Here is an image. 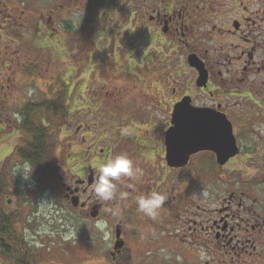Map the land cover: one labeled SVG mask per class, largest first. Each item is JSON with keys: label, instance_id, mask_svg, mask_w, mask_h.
Here are the masks:
<instances>
[{"label": "flooded vegetation", "instance_id": "1", "mask_svg": "<svg viewBox=\"0 0 264 264\" xmlns=\"http://www.w3.org/2000/svg\"><path fill=\"white\" fill-rule=\"evenodd\" d=\"M12 2L16 5L15 0ZM58 2L61 8H81V27L74 28L71 23L64 26L74 41L76 33H82L86 41L104 37L102 47L89 43L88 55L93 56L94 51L122 53L126 60L120 64L127 69L122 78L126 83L120 88L101 83L94 86L99 90L93 89L94 93L85 99L78 82L73 84L75 107L65 113L69 104L65 101L60 128L69 139L59 176L61 193L64 198L66 194L79 197L76 208L92 210L95 206L98 214L94 219H100L104 211L93 187L99 175L94 168L117 155H126L140 170L134 177L114 181L113 220L115 231L117 224L121 227L123 244L117 250L109 248L110 257L116 258L126 249L128 230L131 240L142 226H152L153 233L165 234L166 228L176 225L185 229L178 245L183 250L200 248L205 257L202 264H264V0ZM126 5L127 12H121ZM19 9L4 7L0 14L17 11L13 14L21 16ZM22 25L17 22V29ZM94 28L98 30L93 32ZM124 34L130 35V40L123 41ZM162 49L174 55L176 67L158 57L157 51ZM0 60V68L10 62ZM6 68L0 80L9 84L0 85V89L12 84L14 72L10 66ZM87 74H91V83L99 81L96 72L90 70ZM24 77L29 85L31 76L25 72ZM64 86L60 84L59 91ZM43 94L46 97L42 91L41 102L48 98ZM181 101H187L183 107L206 110L219 120L225 117L232 126L235 155L218 162L216 155L225 143L219 132L213 134L207 149L190 154L186 163H169L166 133L173 126L175 107ZM27 102L35 103V98ZM12 115L4 119L0 114V141L8 150L11 139L16 145L19 136L26 137L21 125L22 108ZM47 118L42 109L33 122L48 127ZM73 143L81 145L78 153L72 150ZM177 150L183 154L181 147ZM82 161L85 170L71 186L67 183L73 177L70 171L79 169L77 163ZM210 174L212 180L206 183L210 185L208 208L201 197V175ZM151 193L165 198L155 216L146 215L137 204L139 198ZM169 240L163 237L162 242L168 244ZM152 241L146 240L143 246ZM15 251L18 253V249ZM0 253L17 264L12 255L1 249Z\"/></svg>", "mask_w": 264, "mask_h": 264}, {"label": "rangeland", "instance_id": "2", "mask_svg": "<svg viewBox=\"0 0 264 264\" xmlns=\"http://www.w3.org/2000/svg\"><path fill=\"white\" fill-rule=\"evenodd\" d=\"M12 1L0 0V9L16 6L20 8L19 11H22L21 16L13 14L17 11H5L0 14V51H2L0 59L6 58L10 61L6 66L1 65L0 73L3 74L7 66H10L14 72L12 84L0 89V114L4 119L6 116L11 118L15 110H19L26 104V100L35 98V103L40 101L42 91H45L46 97L50 99L58 98L60 84L62 86L66 84L67 91L70 92L66 98L69 104L65 113H69L75 107L72 104L73 96H75L72 89L75 82H78L76 84L79 85L78 90L83 92L82 96L85 99L94 93L93 89L96 88L94 86H99L101 83L119 88L125 85L126 82L122 78L126 77L127 69L121 66L126 61H124V54L109 53L106 55L94 51L93 56L86 57V47L89 43L93 41L97 46L102 47L105 43L104 37L95 42L93 39H88L85 44H79L78 37L74 41L64 29L67 23H71L74 28L81 27L84 16L80 7L72 10L65 6L61 8L57 5L59 0H15L16 5H11ZM122 11L127 12V5ZM92 17L96 15L92 14ZM17 22L23 23L21 27L23 29H17ZM96 30L98 28L92 31ZM125 34L122 40H130V35ZM93 37L98 38L94 35ZM3 46L5 48H2ZM157 55L164 57V62L176 67V60L170 52L162 49V51H157ZM27 68L31 71L28 73L31 76L30 80L27 79L30 82L29 85L24 77V69ZM90 70L96 72L98 82L91 83L93 81L91 74H87ZM2 84L8 85L9 83L0 80V85ZM96 90L99 88L97 87ZM53 112L50 111L46 116L48 117V129L52 134L51 141L54 145L53 152L57 157V164H42L36 167L32 165L33 174L25 180L20 174L14 175L16 165L23 163V159L16 155L15 139L8 142L9 150L0 141V192L5 193L3 198L0 194V214L5 212L10 216L16 231L23 235L24 240L32 248L36 263L202 264L200 248L194 246L189 250H183L180 244L178 245L182 236L181 232L185 229L181 230L176 225L166 228L165 234L160 232L155 234L152 232L154 231L152 226H142L136 234L132 235L131 240L130 230H128L126 249L116 258L110 257L109 248L115 241L116 219L113 220L116 217L115 189L111 199L102 200L104 211L100 219L90 217L91 209L82 210L72 207L70 202L64 198L59 187L61 180L59 176L64 166L62 161L68 150L69 139L59 130L63 124V112L58 111L57 114ZM54 115L58 117L55 118ZM79 147L81 145L73 143L72 150L78 153ZM4 148L8 151H4ZM83 163L84 161L81 164L77 163L79 169L70 171L73 177L70 176L72 180L69 177L67 183L71 186L85 170H82ZM100 165L98 164L97 167ZM94 169L99 172V168ZM67 173L69 176V171ZM211 180V174L201 175L203 192L201 197L202 201H206L203 205L208 208L211 207V203L207 202L209 198L207 189L210 185L206 183H210ZM101 221L107 224V238L104 232L96 227ZM134 226L139 227L136 224ZM192 232L191 229L190 233ZM167 236L170 242L163 244L162 239ZM149 239L153 240L152 243L143 246V243ZM0 264L13 263L0 253Z\"/></svg>", "mask_w": 264, "mask_h": 264}, {"label": "trees", "instance_id": "3", "mask_svg": "<svg viewBox=\"0 0 264 264\" xmlns=\"http://www.w3.org/2000/svg\"><path fill=\"white\" fill-rule=\"evenodd\" d=\"M75 37L76 39L78 37L77 42L79 44H85L86 38L82 33H76ZM86 48L88 49V46ZM86 55V57L89 56L87 53ZM25 72L30 73L31 71L27 68ZM68 94L70 92L64 86L60 90L58 98L50 99L48 97L47 101H38L37 103L27 102L22 107L24 122L21 125L26 137H18L15 145L16 155L34 166L57 164V157L53 152L54 145H52L51 141V132L48 127H44L41 123H35L33 120L42 109L46 110V114L50 111H54V114H57L58 111L62 112ZM54 117L56 118L58 115H54ZM0 194L1 198H3V194L5 193L0 192ZM0 249L4 254L12 255L16 259L17 264H37L32 248L24 240L23 236L16 231L13 221H11L10 216L5 212H1L0 214ZM15 249H18V253H16Z\"/></svg>", "mask_w": 264, "mask_h": 264}, {"label": "water", "instance_id": "4", "mask_svg": "<svg viewBox=\"0 0 264 264\" xmlns=\"http://www.w3.org/2000/svg\"><path fill=\"white\" fill-rule=\"evenodd\" d=\"M187 101H181L175 107L173 114V126L166 133V151L167 161L171 164H184L188 160V156L197 152L199 149H207L209 143L213 140L214 133H221L222 140L225 142L221 146V150L217 153L216 157L219 163H223L231 156L235 155L237 148L235 147V138L232 135V126L227 122L225 117L219 120V117H211L206 110H192L188 107H183ZM220 127L217 130L215 127ZM181 147L183 154H180L178 148ZM93 175L88 177L89 183ZM65 198H70V204L73 207H77L79 197L69 194L65 195ZM82 207V204L80 205ZM98 214L97 208L94 206L90 212V217L95 218ZM121 227L116 225L115 237L116 240L113 245V249L117 250L123 244L120 238Z\"/></svg>", "mask_w": 264, "mask_h": 264}, {"label": "clouds", "instance_id": "5", "mask_svg": "<svg viewBox=\"0 0 264 264\" xmlns=\"http://www.w3.org/2000/svg\"><path fill=\"white\" fill-rule=\"evenodd\" d=\"M17 119L20 117L17 115ZM34 169L28 162L17 164L14 168V175L20 174L25 180L32 176ZM99 175L93 185L96 195L101 200H109L113 197L115 184L114 181L119 180L121 177H134L140 172L138 168H134L133 161L126 155H117L113 159L107 160L101 164ZM164 196L158 193H151L147 196H142L137 201L140 211L148 216H155L157 210L164 203ZM96 227L104 232L105 238L108 237L107 224L103 221L98 222ZM201 258L204 259V254L201 253Z\"/></svg>", "mask_w": 264, "mask_h": 264}]
</instances>
